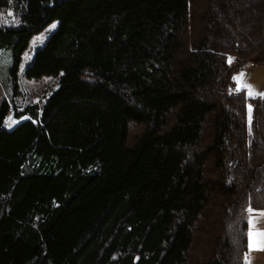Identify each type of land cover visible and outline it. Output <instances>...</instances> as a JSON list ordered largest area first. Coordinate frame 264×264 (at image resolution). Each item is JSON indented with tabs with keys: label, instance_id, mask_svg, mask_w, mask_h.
Listing matches in <instances>:
<instances>
[{
	"label": "trees",
	"instance_id": "obj_1",
	"mask_svg": "<svg viewBox=\"0 0 264 264\" xmlns=\"http://www.w3.org/2000/svg\"><path fill=\"white\" fill-rule=\"evenodd\" d=\"M0 22V264H245L264 97L233 78L264 65V0H0ZM46 31L25 72L51 83L19 105Z\"/></svg>",
	"mask_w": 264,
	"mask_h": 264
},
{
	"label": "rangeland",
	"instance_id": "obj_2",
	"mask_svg": "<svg viewBox=\"0 0 264 264\" xmlns=\"http://www.w3.org/2000/svg\"><path fill=\"white\" fill-rule=\"evenodd\" d=\"M197 9L204 10L206 9V5L204 3H200L197 6ZM198 10V11H199ZM201 11H199L200 14ZM1 23V22H0ZM201 29H204L203 27ZM48 37L47 31L43 34L39 35L31 45V48L25 53L23 57V62L19 69L18 73V86H19V97H17V103L19 105H28L33 103H43L45 89L51 83L50 79L42 78V79H34V78H27L26 76V62L29 60L30 56L33 54L34 49L39 47ZM234 58V57H233ZM232 58V59H233ZM254 63H256L254 61ZM13 64V58L11 56L10 51L0 50V106L2 102L8 98V92L6 84L9 82V69ZM241 72L244 73V82L251 85L256 93H264V65H260L256 63L255 68L252 67V64H248L245 68V71H240L236 76H238ZM7 82V83H6ZM6 87V88H5ZM246 94H247V90ZM248 95V94H247ZM249 96V95H248ZM250 97V96H249ZM253 98L256 97H264L262 95H255L252 96ZM249 107H251V115L253 111V107L251 104L248 105V117H249ZM249 212L248 209L238 211L234 217H232V222L229 227V250L231 253H239L240 254V246L242 245L243 248H248L249 245V231L250 229L253 232H264V216L260 215V213H264V210H253L252 215L253 217L251 220L254 223V227L249 224L247 232L239 228L242 223L243 218H246L249 221V217L245 216V214ZM242 214V215H240ZM244 224V222L242 223ZM247 234V236H246ZM254 250L249 252H253ZM256 251V264H263L264 263V250H255ZM244 253V252H243ZM248 258H250L249 253L247 254ZM246 264V262H245Z\"/></svg>",
	"mask_w": 264,
	"mask_h": 264
},
{
	"label": "snow or ice",
	"instance_id": "obj_3",
	"mask_svg": "<svg viewBox=\"0 0 264 264\" xmlns=\"http://www.w3.org/2000/svg\"><path fill=\"white\" fill-rule=\"evenodd\" d=\"M228 63H232V58L228 59ZM234 82L236 83V89L235 91L239 92L241 90H247V94L252 97L255 95H262L264 96V93H256L253 89V87L246 82H244V73L241 72L238 76L233 78ZM249 123H251V107H249ZM249 213H252V209H248ZM260 215L264 216V213H260ZM249 224L254 227L253 221L250 219ZM249 235V250H264V232H253L251 229L248 233ZM247 260V258H246ZM250 264V262H249Z\"/></svg>",
	"mask_w": 264,
	"mask_h": 264
},
{
	"label": "crops",
	"instance_id": "obj_4",
	"mask_svg": "<svg viewBox=\"0 0 264 264\" xmlns=\"http://www.w3.org/2000/svg\"><path fill=\"white\" fill-rule=\"evenodd\" d=\"M240 215H242V214H240ZM245 216H248L249 219H251L253 217V215L249 212H247L245 214ZM242 217H243V215H242ZM243 222H244V224H242ZM248 222L249 221H247L246 218H243L242 223L239 226V228L242 229V232H243V230L246 232L249 230V229H247L248 228ZM246 236H247V234H246ZM240 253L243 254L246 264H249V262H250V264H256V251L255 250L250 253L248 248L240 247ZM248 253H249L250 258H248V255H247ZM246 258H247V260H246Z\"/></svg>",
	"mask_w": 264,
	"mask_h": 264
},
{
	"label": "bare ground",
	"instance_id": "obj_5",
	"mask_svg": "<svg viewBox=\"0 0 264 264\" xmlns=\"http://www.w3.org/2000/svg\"><path fill=\"white\" fill-rule=\"evenodd\" d=\"M252 64V67H254L255 68V66H256V63H251ZM245 68L246 67H244L243 69H241L242 71H245ZM240 247H242V245L240 246ZM243 248V247H242Z\"/></svg>",
	"mask_w": 264,
	"mask_h": 264
}]
</instances>
